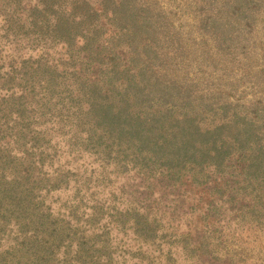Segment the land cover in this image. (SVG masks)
Instances as JSON below:
<instances>
[{"label": "trees", "instance_id": "trees-1", "mask_svg": "<svg viewBox=\"0 0 264 264\" xmlns=\"http://www.w3.org/2000/svg\"><path fill=\"white\" fill-rule=\"evenodd\" d=\"M0 264H264V0H0Z\"/></svg>", "mask_w": 264, "mask_h": 264}, {"label": "rangeland", "instance_id": "rangeland-1", "mask_svg": "<svg viewBox=\"0 0 264 264\" xmlns=\"http://www.w3.org/2000/svg\"><path fill=\"white\" fill-rule=\"evenodd\" d=\"M60 51H61V49H60V47H58L57 50H56V53H55V54H57L56 56H58V54L60 53ZM55 59H58V57H55Z\"/></svg>", "mask_w": 264, "mask_h": 264}]
</instances>
